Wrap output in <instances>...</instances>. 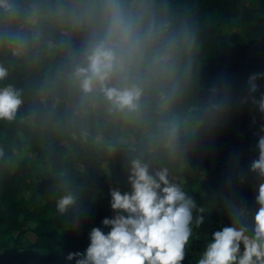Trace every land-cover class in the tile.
<instances>
[{
    "label": "clouds",
    "instance_id": "9594fccd",
    "mask_svg": "<svg viewBox=\"0 0 264 264\" xmlns=\"http://www.w3.org/2000/svg\"><path fill=\"white\" fill-rule=\"evenodd\" d=\"M198 50L173 0H0V84L10 77L3 59L22 62L39 73L33 90L42 106L52 114L63 106L73 138L127 151L129 190L110 189L115 215L93 227L88 247L69 252L66 264H183L206 209L156 162L174 161L182 136L200 128L212 134L234 109L247 107L264 121V72L248 77L244 95L213 87L207 100L199 96L191 121L178 112L192 91H203ZM23 97V88L0 86V121L16 120ZM252 123L258 207L251 213L228 201L230 226L212 234L196 264H264V123L255 115ZM129 128L139 135L126 137ZM55 211L77 231L87 218L72 191Z\"/></svg>",
    "mask_w": 264,
    "mask_h": 264
},
{
    "label": "trees",
    "instance_id": "16d2710c",
    "mask_svg": "<svg viewBox=\"0 0 264 264\" xmlns=\"http://www.w3.org/2000/svg\"><path fill=\"white\" fill-rule=\"evenodd\" d=\"M173 4L198 38L203 91H192L178 106L191 121L199 96L207 100L213 87L244 95L248 77L264 72V0H173ZM3 63L10 77L0 86L12 83L23 88L24 104L16 120L0 121V264H66L69 252L88 247L90 230L115 215L110 189L129 190L127 151L117 145L110 153L101 144L73 138L63 123V106L52 114L33 90L38 71L10 58ZM253 115L264 123L247 107L234 109L212 134L200 128L196 135L182 136L174 161L156 162L157 167H169L171 177L206 209L205 223L194 229L183 264H196L212 234L230 226L228 201L251 213L258 207V182L249 172L258 155ZM123 134L139 135L131 128ZM68 191L86 209L87 218L81 219L78 231L67 228L55 211L56 201Z\"/></svg>",
    "mask_w": 264,
    "mask_h": 264
}]
</instances>
